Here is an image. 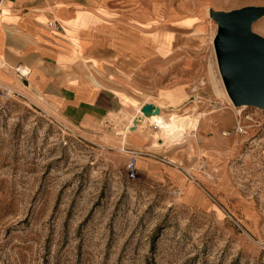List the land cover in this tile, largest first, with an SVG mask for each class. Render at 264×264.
<instances>
[{"label":"rangeland","instance_id":"1","mask_svg":"<svg viewBox=\"0 0 264 264\" xmlns=\"http://www.w3.org/2000/svg\"><path fill=\"white\" fill-rule=\"evenodd\" d=\"M136 1L121 43L163 56L171 31L173 44L198 50L200 79L186 100L167 96L169 105L141 82L130 106L89 134L49 117L11 87L8 99L0 92V264H264V108L217 99L218 26L209 15L264 8V0ZM82 16L67 33L79 53L88 44ZM251 31L264 39V15ZM102 63L110 65L108 58ZM107 69L90 72L99 82L111 77L114 69ZM148 104L202 116L172 143L139 147L153 148L143 151L131 180L122 139L127 149L146 135L151 143L164 137L141 117ZM208 125V136L220 141L213 155L199 145ZM170 169L184 177L170 173L183 186L170 179Z\"/></svg>","mask_w":264,"mask_h":264},{"label":"crops","instance_id":"2","mask_svg":"<svg viewBox=\"0 0 264 264\" xmlns=\"http://www.w3.org/2000/svg\"><path fill=\"white\" fill-rule=\"evenodd\" d=\"M136 5V0H0V85L11 87L49 117L88 134L103 131L113 114L130 106L128 100L136 99L134 91L141 82L165 105L167 96L186 100L190 86L202 75L198 50L173 44L171 31L163 56L124 46L121 40L132 30ZM78 14L88 24L82 34L88 44L81 53L72 50L67 34ZM103 58L109 59V66ZM93 68L114 71L98 82L90 72ZM210 129L212 125L202 126L199 145L212 154L220 141L208 136ZM142 139L127 149L150 147L151 137ZM172 171L179 174L170 169V179L183 186L171 178Z\"/></svg>","mask_w":264,"mask_h":264},{"label":"water","instance_id":"3","mask_svg":"<svg viewBox=\"0 0 264 264\" xmlns=\"http://www.w3.org/2000/svg\"><path fill=\"white\" fill-rule=\"evenodd\" d=\"M209 15L218 26L214 51L233 105L264 108V39L251 31L264 8L245 7L225 14L209 10ZM153 107L148 104L142 110L149 113Z\"/></svg>","mask_w":264,"mask_h":264},{"label":"bare ground","instance_id":"4","mask_svg":"<svg viewBox=\"0 0 264 264\" xmlns=\"http://www.w3.org/2000/svg\"><path fill=\"white\" fill-rule=\"evenodd\" d=\"M95 82L98 85V82L97 81ZM212 82L215 88V93L218 97L217 99H220V100L226 99L230 104H233V101L230 98L228 92L226 91L224 84H223V91H222L218 88L216 81L212 79ZM236 112L239 114L241 110H236ZM141 114H142L141 117H144L145 120H147V122H149L150 124H153L154 127L158 128L159 129L158 133L162 134L161 136H164L160 138L155 135V137L153 138V142L151 144H154V145L157 144L156 145L157 147H161L164 144L172 143L178 140L180 137L183 136V133L188 134L189 133L188 131L195 128L196 124L198 123V119L200 118V116H202V113L198 114L196 117H191L192 115H189V114L177 115L176 113L171 112V111H169V113H165V112L161 113L156 107H153V109L150 110L149 113H146L143 110L141 111ZM142 120L144 119L142 118ZM224 124H227V122H224ZM158 140H162L163 143L160 144ZM190 142L192 141L190 140ZM120 143L122 145L120 150L122 152H125L124 146L126 144V136L122 139Z\"/></svg>","mask_w":264,"mask_h":264},{"label":"built area","instance_id":"5","mask_svg":"<svg viewBox=\"0 0 264 264\" xmlns=\"http://www.w3.org/2000/svg\"><path fill=\"white\" fill-rule=\"evenodd\" d=\"M0 92H1L3 99H8V96H9L8 93H10L9 89L0 86ZM124 153H126L128 157L127 162H126V174L129 179L133 180L138 176L137 160L139 157L144 155V152L140 150H135V149H125ZM186 175L188 178H192V175L188 173L187 171H186ZM177 192L178 190H175L174 194L177 195L178 194Z\"/></svg>","mask_w":264,"mask_h":264}]
</instances>
